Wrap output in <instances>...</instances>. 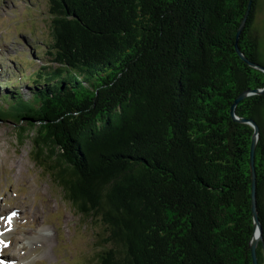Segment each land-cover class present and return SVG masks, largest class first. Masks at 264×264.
Wrapping results in <instances>:
<instances>
[{
    "label": "trees",
    "instance_id": "obj_1",
    "mask_svg": "<svg viewBox=\"0 0 264 264\" xmlns=\"http://www.w3.org/2000/svg\"><path fill=\"white\" fill-rule=\"evenodd\" d=\"M50 0L51 59L0 120L98 229L96 264H254L253 0ZM50 47V49H49ZM51 63V64H50ZM33 85V86H32ZM254 119L264 240V92ZM262 241L257 247L264 264Z\"/></svg>",
    "mask_w": 264,
    "mask_h": 264
},
{
    "label": "rangeland",
    "instance_id": "obj_2",
    "mask_svg": "<svg viewBox=\"0 0 264 264\" xmlns=\"http://www.w3.org/2000/svg\"><path fill=\"white\" fill-rule=\"evenodd\" d=\"M49 4L50 0H0V77L17 81L25 96L31 85L21 78L30 79L51 59ZM255 7L253 28L264 62V0H257ZM262 120L264 124V108ZM16 132L14 122L0 120V209L11 205L0 214L12 210L19 218L10 212L0 217V235L6 234L0 236V263L96 264L95 222L77 213L51 174L33 162L31 142L20 144ZM7 245L3 251L13 259L1 256Z\"/></svg>",
    "mask_w": 264,
    "mask_h": 264
},
{
    "label": "water",
    "instance_id": "obj_3",
    "mask_svg": "<svg viewBox=\"0 0 264 264\" xmlns=\"http://www.w3.org/2000/svg\"><path fill=\"white\" fill-rule=\"evenodd\" d=\"M253 0H250L249 5H248V9L247 12L244 16L243 19H241V23L239 25V28L237 30V41L238 38L240 36L239 33H241L244 24L246 22L245 19H247L249 11L251 9V4H252ZM236 50L239 53V55L244 59V61H246L247 63H249L251 66H254L262 71H264V65L259 63V62H255L250 60L243 51H241V49L239 48L238 44L236 43ZM264 92V88H260V89H254V90H245L243 92H241L234 100V102L231 105V115L232 117L240 122H246L249 123V125H252L254 127V134H253V139H252V144H251V169L252 170V178H253V216H254V224H255V231L253 234V237H251V241H250V248H251V253H252V258H253V263L254 264H259V260H258V254H257V247L260 241H262L263 244V248H264V240H263V231H262V225H260V221H259V216H258V207H257V200H256V170L255 169V150H256V142L259 138V134H260V127L258 125V123L252 119V118H246L240 115L236 114V105L239 103L238 101L242 100L243 98H245L246 96L250 95V94H260ZM264 252V251H263Z\"/></svg>",
    "mask_w": 264,
    "mask_h": 264
},
{
    "label": "bare ground",
    "instance_id": "obj_4",
    "mask_svg": "<svg viewBox=\"0 0 264 264\" xmlns=\"http://www.w3.org/2000/svg\"><path fill=\"white\" fill-rule=\"evenodd\" d=\"M13 212H14V211H13ZM1 235H3V234L1 233ZM1 235H0V236H1ZM3 236H4V235H3ZM2 238H3V237H2ZM1 240H2V239H1ZM4 241H5V240H4ZM0 243H1V242H0ZM1 245H2V244H1Z\"/></svg>",
    "mask_w": 264,
    "mask_h": 264
},
{
    "label": "snow or ice",
    "instance_id": "obj_5",
    "mask_svg": "<svg viewBox=\"0 0 264 264\" xmlns=\"http://www.w3.org/2000/svg\"><path fill=\"white\" fill-rule=\"evenodd\" d=\"M16 213H13L12 215H15Z\"/></svg>",
    "mask_w": 264,
    "mask_h": 264
}]
</instances>
